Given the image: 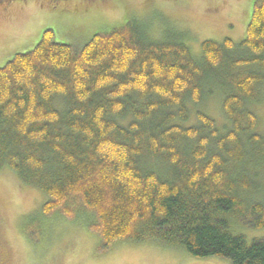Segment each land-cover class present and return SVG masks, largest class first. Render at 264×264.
Returning <instances> with one entry per match:
<instances>
[{
	"label": "trees",
	"instance_id": "trees-1",
	"mask_svg": "<svg viewBox=\"0 0 264 264\" xmlns=\"http://www.w3.org/2000/svg\"><path fill=\"white\" fill-rule=\"evenodd\" d=\"M262 84L264 0L243 41L206 40L200 56L135 20L81 48L46 30L0 67V172L47 198L42 220L80 222L104 250L264 264V238L247 235L264 230ZM212 88L228 125L197 109Z\"/></svg>",
	"mask_w": 264,
	"mask_h": 264
},
{
	"label": "rangeland",
	"instance_id": "rangeland-1",
	"mask_svg": "<svg viewBox=\"0 0 264 264\" xmlns=\"http://www.w3.org/2000/svg\"><path fill=\"white\" fill-rule=\"evenodd\" d=\"M256 0H0V67L16 54L32 51L46 30L60 44L83 47L92 37L110 33L135 20L153 40L179 37L195 56L206 40L245 39ZM211 86H209L210 89ZM251 106L264 135V84ZM197 108L219 127L228 125L219 89ZM208 91V90H206ZM59 108L63 103L58 101ZM190 108L193 106L190 104ZM47 198L24 186L16 175L0 172V247L8 264H229L219 259H194L158 243H120L108 250L80 222L41 219ZM264 238V230H247Z\"/></svg>",
	"mask_w": 264,
	"mask_h": 264
},
{
	"label": "flooded vegetation",
	"instance_id": "flooded-vegetation-1",
	"mask_svg": "<svg viewBox=\"0 0 264 264\" xmlns=\"http://www.w3.org/2000/svg\"><path fill=\"white\" fill-rule=\"evenodd\" d=\"M0 264H8L7 259L3 258L1 247H0Z\"/></svg>",
	"mask_w": 264,
	"mask_h": 264
}]
</instances>
